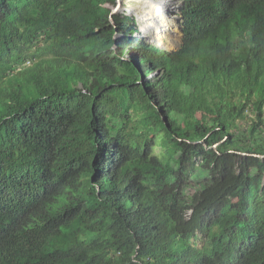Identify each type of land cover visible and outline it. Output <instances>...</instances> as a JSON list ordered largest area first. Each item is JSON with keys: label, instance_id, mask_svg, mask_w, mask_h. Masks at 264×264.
Returning <instances> with one entry per match:
<instances>
[{"label": "trees", "instance_id": "16d2710c", "mask_svg": "<svg viewBox=\"0 0 264 264\" xmlns=\"http://www.w3.org/2000/svg\"><path fill=\"white\" fill-rule=\"evenodd\" d=\"M115 3L0 0V264H264V0Z\"/></svg>", "mask_w": 264, "mask_h": 264}, {"label": "bare ground", "instance_id": "6f19581e", "mask_svg": "<svg viewBox=\"0 0 264 264\" xmlns=\"http://www.w3.org/2000/svg\"><path fill=\"white\" fill-rule=\"evenodd\" d=\"M127 11L135 16L140 24L141 32L151 43L171 50L174 46L171 41L173 28L168 17V9L172 10V0H133Z\"/></svg>", "mask_w": 264, "mask_h": 264}, {"label": "rangeland", "instance_id": "374dc122", "mask_svg": "<svg viewBox=\"0 0 264 264\" xmlns=\"http://www.w3.org/2000/svg\"><path fill=\"white\" fill-rule=\"evenodd\" d=\"M172 2H173L172 3V7L173 8H172V10L168 9V15L167 16L170 17V19H171L170 20V24H171V26H172V28L174 30L173 33H171V41H172V43L174 45L171 50H175L181 44V33H180L179 18H178V14H180L179 9H178V6H180V0H172ZM133 3H134L133 0H122V2H121L122 9H121L120 12H124L125 14L130 15V16H132L134 18L136 26H137V29H138V34H136V35H140V34L144 35V33L141 32L140 24L138 23V21L135 18V16L129 14V12L127 11L128 6L132 5ZM116 13H119V12H116ZM177 25H178V29L179 30H177ZM146 39H147V37H146ZM149 43L152 44V45L157 46L154 43H151V42H149ZM160 48H162V47H160ZM171 50H168V51H171ZM27 63H30V62H27ZM152 76H153V74L149 75V77H152ZM247 112H248L247 118H245L243 120H238V122L241 125H245V123L249 122L251 117H253V114L250 112V109H248ZM160 150H161V148L159 146L155 147V152H160ZM57 205L58 204L54 205L53 208L57 207ZM201 244H202L201 240L197 241V246L198 247H200Z\"/></svg>", "mask_w": 264, "mask_h": 264}, {"label": "water", "instance_id": "95a60500", "mask_svg": "<svg viewBox=\"0 0 264 264\" xmlns=\"http://www.w3.org/2000/svg\"><path fill=\"white\" fill-rule=\"evenodd\" d=\"M121 2H122V0H116V3L113 6L110 7L111 10H110V13H109V20H110V22L112 24H114V21H113V18H112V14L121 11V9H122ZM180 7H181V3H180V6H178L179 12H180ZM178 18H179L180 33H181V36H182L181 20H182L183 17L181 15V12H180V14H178ZM136 36H138L140 39H142V40H144V41L149 43V41L142 34L136 35Z\"/></svg>", "mask_w": 264, "mask_h": 264}]
</instances>
